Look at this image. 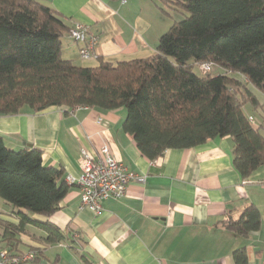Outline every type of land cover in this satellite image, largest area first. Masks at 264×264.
Masks as SVG:
<instances>
[{
	"label": "trees",
	"instance_id": "obj_1",
	"mask_svg": "<svg viewBox=\"0 0 264 264\" xmlns=\"http://www.w3.org/2000/svg\"><path fill=\"white\" fill-rule=\"evenodd\" d=\"M167 1L183 17L159 37L154 55L83 67L60 55L67 30L61 16L37 0H0V115L24 106L34 112L122 106L123 129L150 159L168 148L229 136L242 177L264 167V130L243 110L247 102L257 103L246 82L264 94V0ZM201 63L224 71L197 74L193 68ZM68 188L63 171L45 166L39 149H10L0 136V199L18 217L16 224L0 218L1 247L21 251L17 236L27 224L42 229L47 243L64 240L57 226L32 215L54 213ZM259 225L254 205L227 223L239 235ZM233 260L247 264L243 247L233 251Z\"/></svg>",
	"mask_w": 264,
	"mask_h": 264
},
{
	"label": "crops",
	"instance_id": "obj_2",
	"mask_svg": "<svg viewBox=\"0 0 264 264\" xmlns=\"http://www.w3.org/2000/svg\"><path fill=\"white\" fill-rule=\"evenodd\" d=\"M37 1L65 21L62 59L83 67L152 56L159 37L183 17L167 0ZM75 22L98 36L96 58L80 57L79 44L68 34ZM234 77L245 82L239 74ZM246 87L257 103L247 102L243 110L264 130V94L249 82ZM126 114L122 106H51L39 112L24 106L18 113L0 115L5 145L39 149L42 163L59 167L64 180L80 174L82 148L95 153L104 143L128 170L145 176L144 182L130 180L121 197L102 200L97 213L79 209V187L69 185L54 213L32 215L53 223L66 238L47 243L42 229L25 225L17 247L37 253L25 264H86L83 258L92 264H234L233 251L241 247L247 264H264V167L242 177L233 166L229 136L190 148H168L150 159L123 129ZM249 205L259 210L260 225L246 235L235 234L227 223ZM0 218L18 223L15 210L3 200Z\"/></svg>",
	"mask_w": 264,
	"mask_h": 264
},
{
	"label": "built area",
	"instance_id": "obj_3",
	"mask_svg": "<svg viewBox=\"0 0 264 264\" xmlns=\"http://www.w3.org/2000/svg\"><path fill=\"white\" fill-rule=\"evenodd\" d=\"M125 1V0H122ZM69 36L79 44V55L83 59L96 58L98 36L89 31L87 25L75 22L68 30ZM201 73H212L213 65L201 63L197 65ZM86 107L77 105L75 108ZM248 120L254 123L252 116ZM80 174L67 175L65 181L69 185H77L80 190L79 209L87 208L95 213L101 208V201L110 197L118 198L126 192L130 180L145 181L144 175H137L117 159L108 144H102L97 152L81 149L78 159ZM35 250L14 251L8 247H0V264H25L35 259Z\"/></svg>",
	"mask_w": 264,
	"mask_h": 264
},
{
	"label": "rangeland",
	"instance_id": "obj_4",
	"mask_svg": "<svg viewBox=\"0 0 264 264\" xmlns=\"http://www.w3.org/2000/svg\"><path fill=\"white\" fill-rule=\"evenodd\" d=\"M193 69H194V72H195V73H197V74L201 73V71L198 69L197 66H195ZM213 71H216V69L213 68ZM212 73H213V72H212ZM0 200H2V199H0Z\"/></svg>",
	"mask_w": 264,
	"mask_h": 264
}]
</instances>
